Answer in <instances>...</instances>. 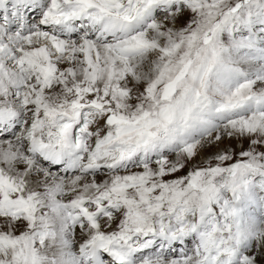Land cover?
I'll list each match as a JSON object with an SVG mask.
<instances>
[{
	"label": "snow or ice",
	"instance_id": "snow-or-ice-1",
	"mask_svg": "<svg viewBox=\"0 0 264 264\" xmlns=\"http://www.w3.org/2000/svg\"><path fill=\"white\" fill-rule=\"evenodd\" d=\"M0 264H264V0H0Z\"/></svg>",
	"mask_w": 264,
	"mask_h": 264
}]
</instances>
